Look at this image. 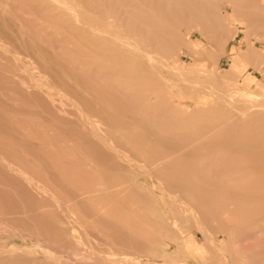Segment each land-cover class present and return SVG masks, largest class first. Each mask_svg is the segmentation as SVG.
<instances>
[{"label":"bare ground","instance_id":"bare-ground-1","mask_svg":"<svg viewBox=\"0 0 264 264\" xmlns=\"http://www.w3.org/2000/svg\"><path fill=\"white\" fill-rule=\"evenodd\" d=\"M224 2L228 1L0 0V217L7 219H0V264H134L85 261L87 255L83 260L80 252L72 254L76 258H68V252L53 245L57 231L51 228V218L58 217L60 211L53 212L51 200L59 202L74 194L87 204L94 200L92 208L106 212L102 215L99 211L100 216L94 212L97 218L90 229L92 221L86 219V209L80 213L73 210L78 212L74 221L68 220L64 212L60 220L67 225L74 223L78 229L75 233L83 232L93 240L91 233L98 234L102 229L112 244L127 248L132 243L125 237L127 233L143 235L142 224L128 223L123 213L128 207L137 209L140 215L138 206L147 195L135 188V175L134 182L124 183L121 178L123 181L118 182L110 170L117 169L116 165L125 172L133 173L138 167L144 170L146 178L156 179L164 195L168 191L159 184V176L172 181L171 185L193 190L194 199H178L197 210L193 216L198 229L211 243L214 238L210 239L209 230L218 232L230 223L241 225L251 217H264V105L255 102L239 107L237 125L228 127V111L200 106L198 112L185 116L167 108L170 96L163 94L166 86L188 79L190 71L186 76L184 71L188 69L178 65L179 54H193L196 62L207 68L224 56L228 27H222L221 37L206 38L210 24H228ZM183 21L197 23L202 34L200 42L181 37L178 24ZM205 73L208 78L210 72ZM215 121H220L222 128H213L208 134V126L203 124ZM143 123L155 133L154 137H147L149 131L136 136L109 135L114 128L133 130L137 126L141 130ZM209 148H219L217 154L226 155L225 164L240 165L242 185L233 183L231 191L225 181V189L217 190L211 175L201 179V170H176L183 164L201 168L205 158L200 156ZM165 152L166 156H157ZM222 177L230 176L225 173ZM100 186H106L113 198L91 199ZM253 193L256 196L249 197ZM177 195L173 194L174 200ZM215 203H224L223 213H216ZM140 219L148 221L144 216ZM173 227L181 232L183 226L175 222ZM63 230L60 241L69 233Z\"/></svg>","mask_w":264,"mask_h":264},{"label":"rangeland","instance_id":"rangeland-1","mask_svg":"<svg viewBox=\"0 0 264 264\" xmlns=\"http://www.w3.org/2000/svg\"><path fill=\"white\" fill-rule=\"evenodd\" d=\"M227 1H228L227 3L224 2L223 6H226V9L228 10V16H231L232 9H237L236 5H237L238 1L237 0H227ZM214 24L213 23L210 24V27L208 30L209 33L207 32L208 36L205 35L207 40H211V38L216 39L217 37H221L223 35L224 28L228 27L227 23L217 24L215 22ZM197 27H198L197 23H195L193 21H183V22H180L178 24V29L180 31V34H183V35H181V37L185 41L200 42L202 40V34H201V32H199ZM222 27H224V28H222ZM183 30L184 31L186 30V32H185L186 34L183 32ZM209 37H211V38H209ZM225 54H226V51H225ZM218 59L216 58V60H217L216 65L207 68V67H204L202 64H198L196 62L197 57L195 55L186 54V53L179 54L178 65L181 68H183L184 70L188 69L187 71H184V75L187 76L189 74L188 71H190V74L187 76V78L188 79L190 78L193 81L191 80V82H190V79L188 81V79L186 78L187 80L179 81L181 83L176 82L172 86H168V87L166 86L164 88V91H163L164 96L165 97L170 96V100H171V101L169 100L167 102V103H169V104H167V108H170L171 110L173 108L175 112H178V114H183L185 116L194 114V112L195 113L198 112L199 111L198 109H200L201 107L202 108L210 107V109L212 108V109H216V110L220 109V110L226 111V112L228 111V114H231V116H230L231 118L228 120V127H229L230 125H237V121H236L237 117L236 116L239 114V112L236 109H238L239 107L240 108H246L247 106H249L250 104L255 103V102L260 103V104L262 103L261 105H264V73L252 75V74L244 72L243 70H245V68H243V70L239 71V72L229 71L231 65L227 63L225 58L221 57L219 60ZM263 60H264V58H263ZM216 66H217V68H216ZM212 67H213V69H212ZM206 70L210 72V73H208V76H209L208 78L206 76L207 73H205ZM213 70H214V73H211V72H213ZM224 71H228V73H226ZM213 74H214V76H212ZM221 74H222V76H221ZM249 76L253 77L255 80L249 84H246V78ZM210 78L211 79L213 78V79L211 80ZM215 78H216V81L218 80L221 83H218V81L216 82ZM202 79L203 80L206 79V80L203 81ZM223 79H225V80H223ZM200 80H201V82H200ZM184 81H186V83ZM198 82H200L199 83V84H201L200 86H198ZM191 83H192V85H191ZM195 83L197 85H194ZM202 84H207L209 86L205 85L206 86L205 87ZM196 86H198V87H196ZM211 87H212V89L215 88V89H213V90H215L214 92H212ZM206 88H209L210 90L207 89L208 91H206ZM218 88L220 91H218ZM216 90L221 95L217 94ZM221 91H224V92L222 93ZM213 93H216L217 97L219 96L223 101L219 97L217 98L215 96V94H213ZM224 95H227V96H224ZM172 97L174 99H171ZM230 97L232 99H230ZM234 97H235V99H234L235 102L233 100ZM225 100H227V102ZM229 100L231 102L233 100V102L231 103ZM240 100H243V101H240ZM248 100H253L254 102L250 101V103H248L249 102ZM235 103L237 105L239 103V105L237 106ZM142 125L144 127L143 129H141L142 131L139 130V128L137 126H134L133 130L131 129L132 131L130 129H125V128L121 127L119 129L114 128L113 129L114 131H110L109 135L112 137L115 136L114 134H119L120 136H125L126 134L127 135L133 134L136 136V135H142L144 133L147 134L146 131L147 132L149 131L147 134V137L148 138H149V136L151 138L154 137L153 135H155V133L153 131L150 132L149 126L147 127V124H145V123H143ZM203 125L208 126L207 127V133L208 134L213 132V128H216V129L222 128V124L220 121H215L213 123L209 122V123H205ZM194 126H193V128L197 127L196 125H194ZM190 127L192 128V126H190ZM236 130H240V126H237ZM121 132H123L124 134H122ZM116 139L119 140L120 137L118 136V137H116ZM195 139L196 138H193L192 140H195ZM203 151H205L206 153L202 154L200 157L205 158V161H203V163L206 166H212V169L207 171V173L212 176L210 179L215 184L214 187L217 190L225 189V187H224L225 181H228L227 189L231 190V191H233V188H234V186H231V185H233V183H238V184L242 185L241 181H243V180L240 179L239 175H238V174H241V170H242L240 165H233L231 163L225 164L224 158H226V155L217 154L218 151H220L219 148H209V149L203 150ZM167 154L165 152V153L157 154V156L158 157H161V156L164 157ZM196 155L199 156V154H196ZM114 158L115 159H113V161L114 160L117 161V158L116 157H114ZM207 162H211V163L209 164ZM114 163H115V161H114ZM216 164H218V165H216ZM220 165H221V167H220ZM116 167H117V169H113V170L110 169V170L112 173H114V175H117V176H115V178L118 179L117 181L122 182L124 180L125 181L124 183H128L130 181L134 182V180L132 178H134L133 175H135V178L136 179L138 178L135 182L136 184H134L135 188L137 190H142L143 194L146 193L148 195V197H150L152 199V201L156 207L155 210L150 209L149 207H147V209H145L146 207H145L144 202H142L143 204L140 202V204H142V207H143V208H141L140 204L138 206V209H140V215L141 216L138 215L139 212L137 211V209L136 210L133 209V211H132L130 208L125 207L124 208L125 212L123 214H124V217L126 218V220L128 221V223H130V224L131 223H133V224L140 223V224H142L141 226H143V228L146 229V226H147L146 223L141 222V219H140V217L143 218V216L145 218V213H148V214L149 213H155L156 215L154 216V218L156 220L157 219L160 220V219L164 218V215L163 214L161 215V213H162L161 212V210H162L161 199L159 198L158 194L153 192L152 186L150 184L152 182V180L150 178H146V175L144 174V170H142L138 167V168L133 170V173H134L133 174L131 172H125L124 170L119 169L120 168L119 165H116ZM225 173H228V176H230V177H228L227 179L222 177V175H224ZM123 175H124V177H123ZM214 175L216 177H214ZM120 178L123 180H120ZM248 182H257V180H252V181L249 180ZM144 185H145V187L143 188ZM238 187H240V185ZM105 189H106V186L98 187V190L96 191L97 193L93 192L90 195L91 199H95L96 201H101V200L108 201V200L112 199L113 197L111 198L109 192ZM169 189H172V187L169 186ZM100 190H102V191H100ZM178 190H179V193H180L182 198L187 197L189 199H194V197L196 196L195 192L193 190H190L186 187H180ZM92 191H93V188H92ZM104 194H106V195H104ZM73 196H71V197L67 196L66 199L59 201V202L56 200L53 201L54 199L51 200V203L53 204V205H51V209L53 210V212L57 213L60 211L57 214L58 217H54V218L52 217L51 218L52 219L51 220V228L53 231H55V232L57 231L56 232L57 234L55 233V235H54L55 237L53 238V245L57 248H61V249L65 250L66 252H68V255H69V256L67 255L68 258H76V255H72V254H75L76 252H80V253H78V255L79 254H80L79 256L82 255L83 260L86 257L85 254L87 255V257H86L87 260L85 259V261H89V260L90 261H100V260H102V261H118L119 260L118 261L119 263H121V262L122 263L132 262L134 264H137L135 262H138V261H155L153 259H157L158 261H163V258L160 256L156 257V258L151 257V260H147L146 258H143L142 255L145 254V252H146L145 250L142 252L141 251L139 252V251H135V250L131 249L130 247H128L129 248L128 249L127 247H123L119 244H116L117 245V247H116L115 244H112L110 242V240H107V233L105 232V230L103 231L102 229H101L102 232H100L101 234L100 233H98V234L97 233H93V234L91 233V237L93 238V240H91V239L89 240L88 238H86L84 236L83 232L75 233L74 230H78V229L74 223L72 225H67L65 223V221H61L63 216H64V212H65V216H66V218H68V220L71 219L74 221L78 218L76 215V214H78V212L75 213L76 210L79 211V213H80V211L84 212L83 209H86L84 215L86 216V219L92 221V222L90 221L91 225L89 226V229L92 226V223H93V225H95L94 221L97 218L96 217L97 213L100 216L102 214L101 212H103L104 214H106V212L103 210V208L98 209V211H96L94 208H92V204H94L93 203L94 200L93 201L90 200V202L87 204V203H85L87 201H83V199H81V196L80 197H78V195L75 197H73ZM254 196H256V194H254V193L249 195V197H254ZM72 197H73V200H72ZM67 198L69 199V203L71 202V203H74L75 205L74 204L72 205L71 203L69 204L67 201L68 200ZM70 198L73 202L70 200ZM77 198H79V200H76ZM65 200L67 201V203ZM78 201H80L79 204H78ZM57 202L60 204V206L58 205ZM64 202L66 203V205L69 204V207H67L68 205L67 206L64 205L65 204ZM84 203H85V207H84ZM223 204L224 203H215L216 213H223L222 212L223 211ZM54 205L55 206L57 205V206L55 207ZM169 205L171 206V209L173 210V213L175 216L174 223L179 222L183 226L182 228L180 227L182 229V231L180 233H189L191 235L197 234L198 236H200L201 232L198 229V225L195 221L196 218L193 216L195 211H197V210H195V211L192 210L190 207L187 206L188 204L185 203L183 200H180L176 203L173 201H170ZM65 206H66V208H65ZM59 207L62 210H60ZM186 207H187V209H186ZM56 208H58V210H56ZM73 210H75V212ZM95 211H96V214L94 213ZM99 211L101 214H99ZM94 214L96 216H94ZM126 214H128V216H129V214H131L129 216L130 218ZM60 216H62L61 220H60ZM92 216H94L95 218L94 217L92 218ZM176 216H177V218H176ZM253 218H255V219L253 220ZM260 218L261 217H258V218L257 217H251L248 219L247 222H243L241 225H233L230 223V224L224 226L223 230L226 231V234L223 235L222 232L216 233L214 242L217 241L219 244L222 245V247L226 248V250H224V249L219 250V253L217 255H215V257H212V258L205 254V256L201 257L202 259L197 260V257L193 256L191 258V261H213L212 262L213 264H220L221 261H228V262L230 261L229 262L230 264H232V263L233 264H256L257 262H258L257 264H264V217H262V219H260ZM0 219L3 221L7 220L3 216L0 217ZM108 219L112 220L110 217H108ZM259 219L261 221H259ZM134 220H136V221H134ZM252 221H254V222H252ZM135 222H137V223H135ZM188 223H190V225ZM245 223H246V225H245ZM10 224L12 225L14 223L10 222ZM61 226H62V229H61ZM65 228L69 231V233H67L66 237H64L63 239L61 238V241H60L59 236L61 235L62 230L63 229L65 230ZM155 228L156 227L153 226V230L155 233L154 236H157V235L159 236V232ZM175 232L178 233L177 230H175ZM99 234L101 235V238H100ZM242 234H243V236H242ZM94 235H96V236H94ZM118 236H120V235H118ZM125 237H128V239L131 238L130 239V240H132L131 246L137 247L143 243V241H142L143 237H142L141 233L140 234L127 233L125 235ZM245 237H246V239H245ZM242 240H245L248 244L245 245L244 244L245 242L244 241L242 242ZM241 244H243V245H241ZM237 245L239 248L237 247ZM91 251H93V252H91ZM94 252H95V254H94ZM91 253H92V255L89 256V254H91ZM98 253H99V255L97 256ZM92 256L94 257L93 259H92ZM82 257H79V258H82ZM95 257L97 259L98 258H100V259L97 260V259H95ZM107 257H110V258H107ZM104 258H105V260H104ZM113 259H115V260H113ZM125 260H127V261H125ZM260 261H261V263H260ZM184 264H186V263H184Z\"/></svg>","mask_w":264,"mask_h":264},{"label":"crops","instance_id":"crops-1","mask_svg":"<svg viewBox=\"0 0 264 264\" xmlns=\"http://www.w3.org/2000/svg\"><path fill=\"white\" fill-rule=\"evenodd\" d=\"M237 1V9H232L231 16H228V42L225 47L226 54L223 57L227 63L231 65L230 71L239 72L245 68L243 71L246 73L252 75L262 74L264 73V0ZM254 80L255 79L253 77L249 76L246 78V84H249ZM182 166L184 167H178L176 170H201L202 173H199L201 175V179H203L202 176L204 177V175L208 174L204 171L212 169V166H206L205 164H203L201 168L188 167L186 164H183ZM151 180L152 182L150 184L152 186L153 192L160 196L159 198L162 202L161 214L164 215V218L156 220L154 218L156 215L155 213H145V219L148 221L146 222L147 226L146 229H144V233L142 235V237H144L142 241L146 242L148 245L144 246L145 243H142L141 246H137L141 248L134 246L129 247L139 252L145 250L146 252L144 255H142V257L148 260H151V257L156 258L160 256L163 258V261H189L198 264H213V261H191V258L195 256L197 257V260H200L202 259V256H205V254L212 258L219 253V250H226V248L222 247V245L217 241L214 242L216 233L222 232L223 235L226 234V231L223 230L224 228L218 232H212L211 230L207 232L210 235V239L214 238L212 243L206 240V237L203 233H200V236L197 234L191 235L189 233H180V231L173 227L175 216L171 206L169 205V202L173 201L176 203L180 201L178 196L181 195L178 189L184 186L175 184L171 185L172 181L168 179L166 180L163 176H159V184L168 191V193L166 192L164 195L163 192H161L162 190L157 184L156 179L152 178ZM169 186L172 187V189H169ZM176 193L179 195H177V199H175V201L173 194ZM144 195L147 194L145 193ZM145 197L146 196L143 198V202H148L144 203L146 204L145 209L149 207L150 209L155 210L156 207L152 199L148 197V195L146 198ZM153 222L155 223L153 224ZM157 224L160 228L157 227ZM153 226L156 227L155 229H157L159 232V236H154ZM175 230H177L178 233H176ZM148 232L151 234L150 236L152 238H150ZM145 234H148V236ZM148 237L151 240H149ZM153 260L158 261L157 259ZM221 263L228 264V261H222Z\"/></svg>","mask_w":264,"mask_h":264}]
</instances>
